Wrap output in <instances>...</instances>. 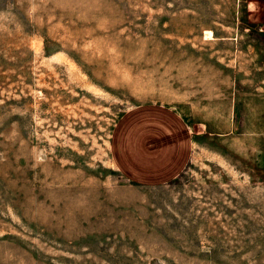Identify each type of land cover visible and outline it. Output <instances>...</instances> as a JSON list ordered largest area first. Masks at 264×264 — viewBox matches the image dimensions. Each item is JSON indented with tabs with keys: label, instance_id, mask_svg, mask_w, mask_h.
<instances>
[{
	"label": "rangeland",
	"instance_id": "obj_1",
	"mask_svg": "<svg viewBox=\"0 0 264 264\" xmlns=\"http://www.w3.org/2000/svg\"><path fill=\"white\" fill-rule=\"evenodd\" d=\"M148 107L162 184L113 155ZM0 264H264V0H0Z\"/></svg>",
	"mask_w": 264,
	"mask_h": 264
},
{
	"label": "crops",
	"instance_id": "obj_2",
	"mask_svg": "<svg viewBox=\"0 0 264 264\" xmlns=\"http://www.w3.org/2000/svg\"><path fill=\"white\" fill-rule=\"evenodd\" d=\"M154 107L125 116L115 133L113 155L122 174L131 178L130 182H170L190 160L193 137L187 121L171 109ZM234 118L235 111L233 121ZM233 125L231 122L222 133L230 132Z\"/></svg>",
	"mask_w": 264,
	"mask_h": 264
},
{
	"label": "bare ground",
	"instance_id": "obj_3",
	"mask_svg": "<svg viewBox=\"0 0 264 264\" xmlns=\"http://www.w3.org/2000/svg\"><path fill=\"white\" fill-rule=\"evenodd\" d=\"M211 35H212V33H211ZM208 36H209V35H208ZM208 36H207V37H208ZM209 38H211V36H209Z\"/></svg>",
	"mask_w": 264,
	"mask_h": 264
}]
</instances>
